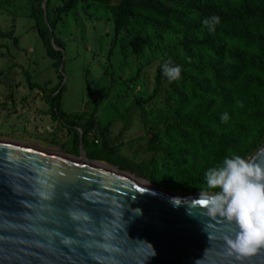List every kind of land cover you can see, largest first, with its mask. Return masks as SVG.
<instances>
[{"label":"rangeland","instance_id":"obj_1","mask_svg":"<svg viewBox=\"0 0 264 264\" xmlns=\"http://www.w3.org/2000/svg\"><path fill=\"white\" fill-rule=\"evenodd\" d=\"M69 1L74 8L60 12ZM120 3L0 0V142L76 159L81 142H76L68 120L76 117L82 126L93 120L94 131L82 144L88 160L119 168L128 177L137 172L145 186L171 196L211 195L213 189L204 181L183 173L174 150L169 151L174 154L171 161L162 162L157 149L167 143L162 133L173 124L176 108L193 91L197 99L198 85L213 79V58L197 50L187 52L183 45L185 34L202 40L205 27L163 31L151 20L138 19L139 28L115 37L113 10ZM160 3L171 15H183L185 23L200 21L185 0ZM33 7H41L43 17L48 14L50 20L60 14L54 31L55 40L63 45L59 68L45 54L31 18ZM219 46L225 58L235 49L228 39ZM166 61L181 66L180 79L169 83L162 75L161 65ZM57 86L64 121L52 117L50 95L43 94V89L50 92ZM192 110L190 102L182 114ZM153 139L157 144H151ZM263 146L264 138L245 158L249 161ZM118 158L125 163H118Z\"/></svg>","mask_w":264,"mask_h":264},{"label":"water","instance_id":"obj_2","mask_svg":"<svg viewBox=\"0 0 264 264\" xmlns=\"http://www.w3.org/2000/svg\"><path fill=\"white\" fill-rule=\"evenodd\" d=\"M249 162L264 168V146ZM95 165L126 176L88 160L82 143L71 159L0 142V264H264V249L224 255L234 231L207 217L203 196Z\"/></svg>","mask_w":264,"mask_h":264},{"label":"trees","instance_id":"obj_3","mask_svg":"<svg viewBox=\"0 0 264 264\" xmlns=\"http://www.w3.org/2000/svg\"><path fill=\"white\" fill-rule=\"evenodd\" d=\"M160 1L168 4L176 2L121 0L120 5L113 10L115 37L139 28L141 24L138 19L151 20L163 31L184 29L190 32L199 28L203 19L212 15L220 17L215 32L209 34L205 27L202 40L189 38L186 34L184 36L183 45L187 52L197 50L211 56L216 62L211 73L213 79L202 82L201 87L198 85L197 99L194 87L189 99L176 108L173 124L162 133L167 138V143L157 146L163 156L162 162L171 161L174 154L169 151L174 150L177 153L174 160L179 167H183V173H189L193 178L205 182L204 173L208 168L219 164L225 156L239 154L245 158L257 148L259 140L264 138V0H185L191 10L200 15V21L196 24L185 23L183 15H171V11L164 8ZM74 5V2L69 1L60 12L70 11ZM43 16L41 7L32 8L31 18L35 21V29L45 54L59 68L64 57L63 45L55 40L54 31L60 14L51 20L48 14ZM224 39L235 44V49L227 58L223 56L219 46ZM171 62L178 65L175 61ZM160 76L158 71L157 84H160ZM43 94L50 95L48 104L52 117L66 120L60 112V87L57 86L50 92L43 89ZM233 101L235 108L232 106ZM190 102L194 103L195 110L183 115L182 110ZM225 112L229 115L227 123L220 120ZM67 125L70 130H74L76 142L85 146L87 138L94 131L93 120L82 126L75 117L69 119ZM78 133L81 136L79 139ZM176 142H181L182 147ZM92 144L94 145L93 142ZM151 144L155 145L157 142L153 139ZM117 162L125 163L122 158H118ZM212 191L216 192L218 189Z\"/></svg>","mask_w":264,"mask_h":264},{"label":"clouds","instance_id":"obj_4","mask_svg":"<svg viewBox=\"0 0 264 264\" xmlns=\"http://www.w3.org/2000/svg\"><path fill=\"white\" fill-rule=\"evenodd\" d=\"M201 23L211 34L220 23V17L212 15ZM161 72L169 83L181 78V67L171 61L161 65ZM220 120L227 123L228 113H223ZM204 179L209 188L218 189L204 197L207 217L226 222L234 231V235L222 238L224 255L243 261L264 249V168L234 154L208 168Z\"/></svg>","mask_w":264,"mask_h":264},{"label":"bare ground","instance_id":"obj_5","mask_svg":"<svg viewBox=\"0 0 264 264\" xmlns=\"http://www.w3.org/2000/svg\"><path fill=\"white\" fill-rule=\"evenodd\" d=\"M94 169L101 170V171H104V172H110V173H113L114 175H118V176H121V177H124V178H128V176L119 175L116 172L111 171L105 165H95V168Z\"/></svg>","mask_w":264,"mask_h":264}]
</instances>
